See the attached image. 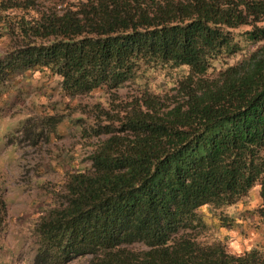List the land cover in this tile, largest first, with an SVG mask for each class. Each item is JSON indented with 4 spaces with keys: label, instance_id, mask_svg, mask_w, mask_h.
<instances>
[{
    "label": "trees",
    "instance_id": "16d2710c",
    "mask_svg": "<svg viewBox=\"0 0 264 264\" xmlns=\"http://www.w3.org/2000/svg\"><path fill=\"white\" fill-rule=\"evenodd\" d=\"M0 37L2 82L63 95L24 135L61 124L87 147L34 264H264V243L210 231L255 186L264 222V0H0Z\"/></svg>",
    "mask_w": 264,
    "mask_h": 264
},
{
    "label": "rangeland",
    "instance_id": "374dc122",
    "mask_svg": "<svg viewBox=\"0 0 264 264\" xmlns=\"http://www.w3.org/2000/svg\"><path fill=\"white\" fill-rule=\"evenodd\" d=\"M5 39L0 37V57L5 51ZM43 79L36 74L21 89L0 80V264H34L35 221L46 208L56 204V194L64 188L66 171L76 167L87 152L78 133L61 124L59 133L42 126L36 143L24 135L25 124L34 121L44 105L62 104L63 95L56 80ZM258 201L255 186L248 197L225 209L229 216L227 224L211 227V234L226 238L233 251L258 241L264 243V222L253 208ZM89 257L80 256L68 264H87Z\"/></svg>",
    "mask_w": 264,
    "mask_h": 264
}]
</instances>
